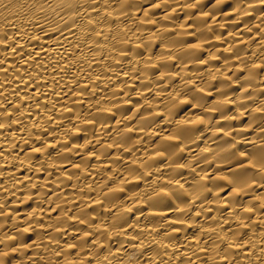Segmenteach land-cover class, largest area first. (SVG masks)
<instances>
[{
  "label": "bare ground",
  "instance_id": "bare-ground-1",
  "mask_svg": "<svg viewBox=\"0 0 264 264\" xmlns=\"http://www.w3.org/2000/svg\"><path fill=\"white\" fill-rule=\"evenodd\" d=\"M0 264H264V0H0Z\"/></svg>",
  "mask_w": 264,
  "mask_h": 264
}]
</instances>
